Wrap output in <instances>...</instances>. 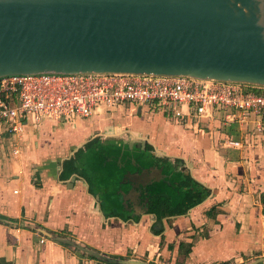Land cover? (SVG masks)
Listing matches in <instances>:
<instances>
[{"label": "crops", "instance_id": "crops-1", "mask_svg": "<svg viewBox=\"0 0 264 264\" xmlns=\"http://www.w3.org/2000/svg\"><path fill=\"white\" fill-rule=\"evenodd\" d=\"M128 105L148 117L121 125L111 111L124 106L97 108L88 118L43 119L24 125L19 137H0V264H249L264 258L260 117L250 116L241 127L225 123L224 112L213 108L198 121L179 122L157 107L151 113ZM96 139V150L106 142L120 148L130 142L129 151L149 148L154 160L166 161L177 178L182 173L205 194L182 214L157 217L145 190L168 176L146 166L124 173L127 183L119 184L127 189L116 192L119 201L99 199L85 177L64 171V163ZM225 140L241 147L225 146Z\"/></svg>", "mask_w": 264, "mask_h": 264}, {"label": "water", "instance_id": "water-1", "mask_svg": "<svg viewBox=\"0 0 264 264\" xmlns=\"http://www.w3.org/2000/svg\"><path fill=\"white\" fill-rule=\"evenodd\" d=\"M41 73L264 89V0H0V78Z\"/></svg>", "mask_w": 264, "mask_h": 264}, {"label": "built area", "instance_id": "built-area-1", "mask_svg": "<svg viewBox=\"0 0 264 264\" xmlns=\"http://www.w3.org/2000/svg\"><path fill=\"white\" fill-rule=\"evenodd\" d=\"M239 84L202 81L183 77H155L122 74L41 73L0 78V137H19L24 125L43 119L88 118L101 107L122 104H157L160 112L183 121L207 117L213 108L224 112L225 123L244 127L250 116L264 132V93ZM264 90V89H258ZM263 117V119H262ZM225 146L241 147L225 140ZM17 155L18 150H13ZM43 243V239L40 240Z\"/></svg>", "mask_w": 264, "mask_h": 264}, {"label": "trees", "instance_id": "trees-1", "mask_svg": "<svg viewBox=\"0 0 264 264\" xmlns=\"http://www.w3.org/2000/svg\"><path fill=\"white\" fill-rule=\"evenodd\" d=\"M250 91L257 94L264 93V90L258 89H251ZM99 143V140L96 139L83 149H80L72 159L64 163V171L85 177L91 184L92 191L99 196V199L102 198L103 201H107L105 199L119 201V195L116 192L119 189H127V186H120L119 183L124 173L131 166L132 154L129 150L123 152L114 142H106L107 144L104 148L96 150ZM87 151H92L90 153V155L92 154L91 160L87 159L89 156ZM121 153V160L124 161L121 165H118L117 160ZM132 157L136 160L141 159L143 166L153 163L162 166L166 165L165 169L168 174L166 181H159L145 190L149 197L148 208L151 214L157 217L182 214L193 205L199 203L205 194L203 188L191 183L182 173L179 174L180 179L177 178L178 174H173V166L166 161L154 160L151 155L137 156L136 153ZM188 252L189 247L184 252V255H187Z\"/></svg>", "mask_w": 264, "mask_h": 264}, {"label": "rangeland", "instance_id": "rangeland-1", "mask_svg": "<svg viewBox=\"0 0 264 264\" xmlns=\"http://www.w3.org/2000/svg\"><path fill=\"white\" fill-rule=\"evenodd\" d=\"M133 105V104H130ZM124 106V109L121 111L113 110L111 111V119L118 124H126L128 125V122H132L133 120H137L140 118V116L148 117L146 113H142V115L138 114L136 111H133L131 108L132 106L128 107V104H122ZM158 107L157 104H147L142 106V109H147L149 112L153 113L154 110H156ZM105 108V107H101ZM131 109V110H130ZM106 112H108L107 109H105ZM110 113H105L102 116L109 117ZM151 115V114H149ZM68 121V120H67Z\"/></svg>", "mask_w": 264, "mask_h": 264}, {"label": "flooded vegetation", "instance_id": "flooded-vegetation-1", "mask_svg": "<svg viewBox=\"0 0 264 264\" xmlns=\"http://www.w3.org/2000/svg\"><path fill=\"white\" fill-rule=\"evenodd\" d=\"M128 142H124V144L125 145H122V147H123V152H125L126 150H129V147H128V144H127ZM141 145V144H140ZM121 147V148H122ZM141 146H139V149H133V150H130L133 154L134 153H138V154H140V156H146V155H150V153H149V150L147 149V147H144V148H140ZM147 149V150H146ZM129 151V152H130ZM134 160V159H133ZM131 162V161H130ZM166 166V165H165ZM165 166H162V165H157V164H155V163H153V164H150V165H148L147 166V168H149V167H157V168H162V173H164L165 174V176H167L168 174L166 173V169H165ZM144 168H146V166H143L142 165V163H141V159H135L134 160V163H132L131 162V166H130V168L128 169L129 171H131V172H135V171H138V172H140L142 169H144ZM133 170V171H132ZM163 180H164V178H163ZM144 196H141V198H140V201H139V203L142 205L143 204V202H145V201H143L144 200V198H143ZM145 204V206L147 205V203H144ZM144 204L141 206L142 208L144 207ZM127 208H131L130 207V205H128V207ZM132 212V211H131Z\"/></svg>", "mask_w": 264, "mask_h": 264}]
</instances>
